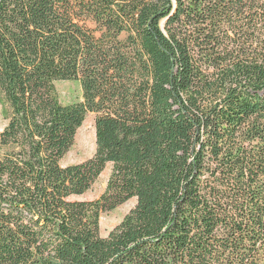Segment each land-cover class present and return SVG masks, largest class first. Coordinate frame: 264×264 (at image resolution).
<instances>
[{
  "label": "trees",
  "instance_id": "obj_1",
  "mask_svg": "<svg viewBox=\"0 0 264 264\" xmlns=\"http://www.w3.org/2000/svg\"><path fill=\"white\" fill-rule=\"evenodd\" d=\"M0 104V264H264V0H0Z\"/></svg>",
  "mask_w": 264,
  "mask_h": 264
},
{
  "label": "rangeland",
  "instance_id": "obj_2",
  "mask_svg": "<svg viewBox=\"0 0 264 264\" xmlns=\"http://www.w3.org/2000/svg\"><path fill=\"white\" fill-rule=\"evenodd\" d=\"M55 85L59 100L62 103L67 104L80 99L81 91L77 80L59 81L56 82ZM2 107L3 106L0 104V128H2L6 122L3 116ZM94 119V113H88L86 115L82 125L76 132L72 147L61 160L62 165L79 163L92 156L95 150ZM109 173L110 165L108 164L88 191L79 196H72L70 199L94 200L98 198L106 187ZM133 204L134 199H131L126 203L119 205L112 211L102 213L99 218L100 235L105 236L112 227L118 224Z\"/></svg>",
  "mask_w": 264,
  "mask_h": 264
}]
</instances>
